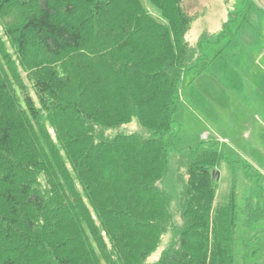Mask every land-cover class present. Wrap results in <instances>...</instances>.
<instances>
[{"label":"trees","instance_id":"obj_1","mask_svg":"<svg viewBox=\"0 0 264 264\" xmlns=\"http://www.w3.org/2000/svg\"><path fill=\"white\" fill-rule=\"evenodd\" d=\"M147 2L159 17L142 0H0V264H234L237 223L264 218L256 187L215 206L229 161L201 145L179 157L174 221L179 83L229 22L192 48L182 0Z\"/></svg>","mask_w":264,"mask_h":264},{"label":"rangeland","instance_id":"obj_2","mask_svg":"<svg viewBox=\"0 0 264 264\" xmlns=\"http://www.w3.org/2000/svg\"><path fill=\"white\" fill-rule=\"evenodd\" d=\"M142 2L159 17L147 0ZM182 7L193 17L185 35L192 48L202 35H216L229 23L227 35L210 38L179 83L173 125L179 141L169 150V170L161 183L176 222L179 157L198 146L217 145L229 161L215 174V206L227 202L233 184L239 209L252 188L264 192V0H182ZM124 129L135 131L136 125ZM169 238L162 239L152 260ZM234 253V264H264V218L251 227L237 223Z\"/></svg>","mask_w":264,"mask_h":264}]
</instances>
